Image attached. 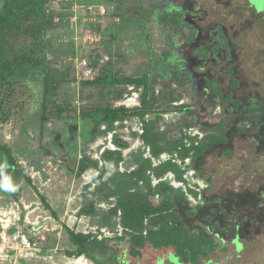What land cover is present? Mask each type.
<instances>
[{
	"label": "rangeland",
	"instance_id": "rangeland-1",
	"mask_svg": "<svg viewBox=\"0 0 264 264\" xmlns=\"http://www.w3.org/2000/svg\"><path fill=\"white\" fill-rule=\"evenodd\" d=\"M4 1L0 0V9ZM214 1L220 11L212 7L213 0H139L137 9L131 3L125 8L128 11L122 8L116 14L113 10L121 5L117 0L105 2L102 13L97 5L72 12L71 5L85 4L84 0H47L45 24L38 34L22 30L10 35L6 58L17 56L20 66L13 68L15 75L7 84L0 85V205L21 200L25 185L31 190V201L57 226L40 242L42 254L21 257L25 260L20 263L80 264L79 258L84 257L92 264H121L127 241L114 240L124 233L120 214L106 220L105 212L114 207L109 206L112 201L93 202L91 191L96 190V179L105 180L107 169L114 170L101 160L104 149L120 150L112 143L114 135L127 142L131 151L141 149L148 155V147L140 139L143 124L133 118L114 124L109 131L99 124L91 133L92 123L84 116L106 107L138 104L140 91L132 97L134 90L110 79L140 77L149 71L150 81L156 82L158 105L193 103L191 95L198 98L200 88L205 87L201 89L205 94L202 110L188 127L189 140L184 142L209 148L195 158L173 160L182 180L173 172L161 179L171 186H184H172L186 196V201L174 197V209L183 215L182 222L191 232L207 226L210 233H216L214 238L226 241L220 246L214 239L219 247L210 253L205 250L206 256L194 263L178 260L171 248L153 250L150 245L141 250L139 258L125 259L129 264H264V236L251 242L247 239L257 233V221L264 218V200L259 199L264 192V17L257 21L259 16L246 0ZM248 1L258 13L264 11V0ZM222 2L236 5L220 8ZM162 15L168 17L165 23L160 21ZM242 20L246 21L244 31L230 25L227 36L225 24L239 25ZM225 54L232 57L227 62L232 72L217 76L221 69L212 68L216 62L208 66L209 59ZM209 71L214 74L211 80ZM218 77L219 82L236 78L241 84L238 91L230 88L242 100L233 113L227 111L225 97L208 94L209 86L216 89ZM95 78L102 81L82 85ZM170 113L144 119L178 136V115ZM219 135L224 136L225 144H212L210 139ZM128 154L118 165L121 172L136 168ZM84 156L97 165L77 177ZM192 171L193 182L187 180ZM170 174L175 180L168 179ZM156 181L152 177L153 185ZM92 206L103 214L84 217ZM189 210L193 211L191 217L186 213ZM67 229L89 235L91 240L113 239L106 242L110 249L104 253L93 250L91 256L79 253ZM236 232L244 245L243 251L238 246L240 253L232 244ZM9 254L17 253L10 250Z\"/></svg>",
	"mask_w": 264,
	"mask_h": 264
},
{
	"label": "trees",
	"instance_id": "trees-1",
	"mask_svg": "<svg viewBox=\"0 0 264 264\" xmlns=\"http://www.w3.org/2000/svg\"><path fill=\"white\" fill-rule=\"evenodd\" d=\"M47 0H5L0 9V85L7 84L8 80L15 75L14 69L20 66L18 57L13 59L6 58V48L8 39L12 34H18L22 30L31 33L40 32L45 24ZM167 16H162L161 22H165ZM30 22L32 23L30 25ZM14 68V69H13ZM102 79L93 81H84L82 85L91 86L98 84ZM111 83L118 85H134L142 88L140 97V106L134 108L106 107L92 111L91 114L85 115V119L92 123L91 133H95L97 126L103 124L105 131L111 130V126L116 123H122L131 118L142 120V133L140 139L144 146L148 147L149 156H144L145 151L138 149L131 151L128 158L133 159L136 168L130 172H120L119 163L125 162L126 158L122 155L121 150L126 149V142L117 140L114 135L112 143L120 150L104 149L101 154V160L105 165L112 166L114 170H109V175L105 180L98 178L95 180L96 190L94 195L99 200H107L114 197L116 202L113 208L105 212L108 216L106 220L117 217L120 214L119 221L123 227L124 233L121 237H115L116 241L126 239L127 247L121 252L119 261L121 264H129L130 258H139L141 250L147 245L153 250L162 248H171L172 254L178 260H189L190 263L198 261V258H204L207 252H214L219 244L214 239H218L220 246L225 243L224 238H214L213 234L206 227L191 232L190 228L182 222L183 215L177 212L174 197H181L186 201L185 194L181 189H175L169 184L167 179L162 180L164 174L173 172L176 178L182 180L180 171L177 170V164L173 160L186 158H195L201 155L205 150V145L194 147V143L189 141V146L184 142L188 139L187 129L191 125L197 109L192 105H174L169 102L168 105H158V97L155 92L156 82L150 81L149 73L139 78H120L111 79ZM170 112H184L183 118L178 122L180 126L179 135L172 136L169 129H161L156 122L146 121L144 118L148 115L161 116ZM104 131V132H105ZM211 138V137H210ZM189 140V139H188ZM211 142L224 143V136H214ZM162 154H167L169 159L161 161L158 165H153V160H160ZM97 163L89 157H82L77 167V176L83 174L91 167H96ZM193 166V159L190 163ZM152 177L158 182L153 185ZM196 195L195 192H192ZM102 198V199H100ZM90 211L86 212L88 216H99L103 214L96 211L93 206ZM189 217L193 211L186 212ZM71 243L79 253L87 256L92 255L93 250L99 253L107 252V241L113 239L95 240L89 239V235L75 233L67 230ZM257 234L248 236L247 239L254 241ZM246 239V240H247ZM242 240V238H241ZM235 249V247H234ZM238 246L235 249L236 253ZM158 263V262H157Z\"/></svg>",
	"mask_w": 264,
	"mask_h": 264
},
{
	"label": "crops",
	"instance_id": "crops-1",
	"mask_svg": "<svg viewBox=\"0 0 264 264\" xmlns=\"http://www.w3.org/2000/svg\"><path fill=\"white\" fill-rule=\"evenodd\" d=\"M84 1H85V4H82V3L72 4L71 5V6H73L72 7V12H77L78 11V7H81L83 10L86 9V11H87V10H89V8H92L93 9L94 6L97 5V7H100V12L102 13L103 12V9L105 8V5L107 3H110L111 2V0H84ZM105 2H106V4H105ZM213 2H214V4H213L212 7H214L217 11H220V10H218L219 8H217L218 6H216L217 5V1H214L213 0ZM242 2L243 1L240 0V3H242ZM131 3L135 6V9H137V3L139 4V0H117V4H121L119 6L120 9L113 10V12H116V14L117 13L119 14V13H121L123 11L122 8H124L125 11H128V9H125V8H127V6L129 4H131ZM238 3L239 2H237V4ZM114 4H116V3H114ZM232 4H230V3H223L222 2V6L220 8H222V7L226 8V6H228L227 8H230L232 6ZM235 4H236V2H235ZM247 6H248V8H251L253 10L254 15L259 16L256 19L257 21H263L261 17H264V11L258 13L257 10L254 7H249L248 4H247ZM212 7H211V9H212ZM173 14L176 15L177 13H173ZM141 25H142V27H140V28L143 30L144 29V23H142ZM230 25L234 26V29L236 28L238 30V28H241L244 31V28L246 27L245 26L246 25V21L244 22L242 20V22H240L239 25L236 24V23L235 24L234 23L233 24H225L224 28L227 31L226 32V35L227 36H228V31H232ZM239 33L241 34V32H239ZM216 57H217L216 60H213L212 58L209 59L208 66H211L210 64L216 62L214 64V66H212V68L215 67L216 70L221 69V71L220 72L218 71L215 75L219 76V74L221 75L222 72L225 73L226 75H229L232 72V70L230 69V72L228 71V69L230 67H229V65H227V62H230L229 60H231L232 57L228 58L226 56V54L224 55V57H220V56L219 57L216 56ZM217 60H219V61H217ZM201 72H203V71H201ZM148 73H149V75L151 74V72L148 71L144 75H146ZM209 75H210V80H211L213 78L214 74L213 73H210V71H209ZM130 78H139V77H130ZM219 78L220 77H218V81L215 82L216 83V87H215L216 89H214L211 86H209L210 89H208V94H209V96H211L213 94L215 97L218 96V97H220L222 99L225 97V99H227L226 100V102H227L226 103V109H227V111L229 110L230 112L233 113L234 110H238V108L240 107V105L242 103V100L237 97V95H239V92H238V94H237V92H231L230 88L234 89L235 91H238L240 89L239 86L241 84H240V82L236 78H233V79H230V80H228L227 78H224V82L223 81L219 82ZM95 79H97V78H95ZM95 79H92V81L95 80ZM99 79H101V78H99ZM234 84H236V85H234ZM217 85H218V87H217ZM124 87H127L128 90H134V94H132L133 95L132 97H136L137 94L135 93V91H137V90L140 91V97H141L142 88H137L134 85H124ZM201 89H205V87H201L200 88V94L198 95V98H194L193 95H191V97L193 99V103H189V104L188 103H182L184 105H192L193 107H195L197 109V112H196L194 118L192 119L191 123L197 118L198 113L201 112V110H202V108H201V104L203 103L202 97L205 94L201 92ZM217 89H219V91ZM155 92L157 93L156 89H155ZM140 97H139V103L138 104H134V106H131V107L130 106L129 107L124 106V107H127V108L139 107L140 106ZM208 100L212 101L213 99L212 98H210V99L208 98ZM195 101H197L198 103H195ZM199 104H200V106H199ZM115 107H120V106H112V108H115ZM236 107H238V108H236ZM171 113H175L176 115H178V119L176 120V122H177L176 124L178 125L179 120L181 118H183V116H184V112L183 113L182 112H180V113H178V112H171ZM167 114H165V115H167ZM148 116H153V115H148ZM154 116H156V115H154ZM161 116H163V115H161ZM131 119H133V118H131ZM221 124H222V122L218 126L220 127ZM168 125H171L172 127H174L175 124L173 125L172 123H169ZM166 126H167V124H166ZM164 129H166V128H164ZM219 136H217V137H219ZM123 142H125V141H123ZM225 142H226V140H225ZM225 142L224 143H220V144H225ZM212 144H213V142H212ZM211 145H209V146H211ZM208 148L206 149V151L208 150ZM113 150H116V148L113 149ZM131 150H132L131 147H127V149L124 150V151L121 150L122 151V155L124 156L125 154L130 153ZM147 156H149V154ZM160 162H161V159L160 160H157V161L153 160V165L156 166ZM88 170H90V169H88ZM108 175H109V173H108ZM76 176H77V171H76ZM77 177H79V176H77ZM95 178H98V177H95ZM95 178H93V180ZM170 178H173L175 180V178H174V176H172V174L168 175V179H170ZM156 182H158V181H156ZM30 191L31 190L29 188L25 187V185H24L22 187V191H21V197H20L21 200H19L17 202H10L9 204L4 205V206H1L0 205V220L2 221V223H0V242H1L2 237H3L4 240L6 241V244L12 246L13 243H14V240L13 239L15 238L16 234L19 231H25L27 233H30V230H27L28 228H31V231H34V230L37 229V230L43 232L44 235L52 234L53 232H55L57 230V226H52V224L55 223V221L51 218V216H47L43 211H41L40 206H39L38 203H36L34 201H31L32 200L31 199L32 197L30 195ZM94 191L95 190L91 191V195H93V200H94V201L93 200L92 201L93 202H96V199H98V198H96V195H94ZM37 198L39 199L38 195H37ZM109 200L112 201V203H110L109 206H114V204L116 202L115 198L114 197H111V198H109ZM32 204H34V206ZM50 207L53 208L51 205H50ZM52 215L55 216L54 213H52ZM84 217L90 218V216H88V215L87 216H84ZM48 225H51V226H48ZM67 230H69V229H67ZM78 234H82V233H78ZM12 251L15 252L16 250H13L12 249L11 252ZM16 253L17 254L15 256L14 255L12 256V259H14V264H22V263H20V261L21 260L23 261L25 259H22L21 258L22 256L19 255V252L18 251H16ZM41 254H42V252L40 253V251H39L38 253H34L33 255L40 256ZM79 259H81V258H79ZM85 260H87V259L85 258ZM37 263H38V261L34 260L33 262H30L28 264H37ZM89 263L92 264L91 262H89Z\"/></svg>",
	"mask_w": 264,
	"mask_h": 264
},
{
	"label": "built area",
	"instance_id": "built-area-1",
	"mask_svg": "<svg viewBox=\"0 0 264 264\" xmlns=\"http://www.w3.org/2000/svg\"><path fill=\"white\" fill-rule=\"evenodd\" d=\"M90 10V8H89ZM198 134V133H196ZM161 160H165L166 157L163 155L160 157ZM98 174V173H96ZM194 174V171L187 174V177L191 182H193L192 175ZM157 183V182H154ZM172 186H178L183 187L182 184H174L172 183ZM200 189H202V185L199 186ZM0 223L2 221L0 220ZM45 235L43 232L39 230H34L31 233H27L25 231H19L14 240L13 245H7L6 241L2 237V240L0 242V264H14V259H12L13 255H10V250H16L19 252V255L22 257L26 256H32L34 253L39 252V245L41 241H44Z\"/></svg>",
	"mask_w": 264,
	"mask_h": 264
},
{
	"label": "flooded vegetation",
	"instance_id": "flooded-vegetation-1",
	"mask_svg": "<svg viewBox=\"0 0 264 264\" xmlns=\"http://www.w3.org/2000/svg\"><path fill=\"white\" fill-rule=\"evenodd\" d=\"M234 3V2H233ZM246 3L249 5V7H251L250 6V3H249V1L248 0H246ZM235 4V3H234ZM236 5V4H235ZM234 5V6H235ZM254 9V8H253ZM255 10V9H254ZM263 195H264V192H263V194H261L260 195V197H259V199L261 198V199H263L264 200V197H263ZM262 208H264V207H262ZM263 213H264V209H263ZM260 225L257 227V235L260 237V236H264V218L263 219H260L259 221H257ZM232 244H233V246L235 247V249H236V247L237 246H239L240 247V249L241 250H243L244 249V245H243V242H241V236L239 235V233H235V235L233 236V239H232Z\"/></svg>",
	"mask_w": 264,
	"mask_h": 264
},
{
	"label": "bare ground",
	"instance_id": "bare-ground-1",
	"mask_svg": "<svg viewBox=\"0 0 264 264\" xmlns=\"http://www.w3.org/2000/svg\"><path fill=\"white\" fill-rule=\"evenodd\" d=\"M174 184H177V183H174ZM81 259H79V261H80V264H90L87 260H85V258L84 257H80ZM83 258V259H82Z\"/></svg>",
	"mask_w": 264,
	"mask_h": 264
}]
</instances>
